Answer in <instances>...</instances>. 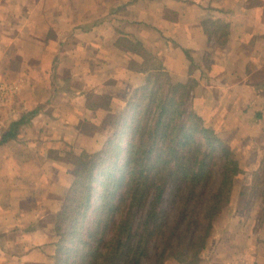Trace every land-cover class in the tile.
Returning <instances> with one entry per match:
<instances>
[{
  "label": "crops",
  "instance_id": "0c3cea01",
  "mask_svg": "<svg viewBox=\"0 0 264 264\" xmlns=\"http://www.w3.org/2000/svg\"><path fill=\"white\" fill-rule=\"evenodd\" d=\"M150 55L193 82L242 171L201 263L264 264V196L237 205L264 167V0H0V75L23 83L0 110V264H52L70 156L102 148L87 128L124 109Z\"/></svg>",
  "mask_w": 264,
  "mask_h": 264
},
{
  "label": "trees",
  "instance_id": "16d2710c",
  "mask_svg": "<svg viewBox=\"0 0 264 264\" xmlns=\"http://www.w3.org/2000/svg\"><path fill=\"white\" fill-rule=\"evenodd\" d=\"M146 62L144 84L105 120L113 127L106 145L76 158L54 220L52 264L195 262L231 202L241 170L195 110L193 82H174L151 55Z\"/></svg>",
  "mask_w": 264,
  "mask_h": 264
},
{
  "label": "rangeland",
  "instance_id": "374dc122",
  "mask_svg": "<svg viewBox=\"0 0 264 264\" xmlns=\"http://www.w3.org/2000/svg\"><path fill=\"white\" fill-rule=\"evenodd\" d=\"M5 80L6 81H9V82H19V83H22L21 81H10V80H7V79H5ZM22 85H23V83H22ZM112 120H111V122H112ZM109 125H111V123H108V122L105 121L102 125H100L98 127L97 126H92L91 128H87L90 132H96V131H98V132H101V133H103L105 135L104 143L102 145V148L106 145V142L108 140V136L110 134H112L113 127H112V125L111 126H109ZM231 150H232L233 155L235 156L232 148H231ZM79 156H70V162L73 165V168H74L73 170L74 171H75L74 164H75V162L77 160L76 158H78ZM74 176L75 175L73 173V180H74ZM241 184H242V181H241ZM240 194H241V201H239L237 205H238V207L240 205L241 207H243V209H247V210L253 208V205L255 204V201H253V200L255 198L260 197V196H264V167L255 176L254 184L252 186H244V187H242L241 190H240ZM231 199H232V197H231ZM230 204H231V202H230ZM228 207H226L225 210L223 212H221V214L214 219V221H213V227H212V231H211V234H210V237H209V240H208L207 247L209 246V242L212 241L213 237L215 236L216 227H218V228L221 227V225L223 223V221L220 222V220H218V218L221 217L223 214H225V212L227 211V208ZM56 215H53V216H51L49 218L50 220H52L53 224H54V220L56 218ZM54 229H55V225H54ZM55 235H56V242H55V244H56L58 242V240H59V237L57 236V233L56 232H55ZM205 250L201 253L199 259L197 261H195V262H191V263H189V262H183L182 259L172 258V259H169L166 262V264H202L201 261H202L203 254L205 253ZM51 262H52V260H51Z\"/></svg>",
  "mask_w": 264,
  "mask_h": 264
},
{
  "label": "built area",
  "instance_id": "2783aa9c",
  "mask_svg": "<svg viewBox=\"0 0 264 264\" xmlns=\"http://www.w3.org/2000/svg\"><path fill=\"white\" fill-rule=\"evenodd\" d=\"M22 88V83L6 81L0 75V110L10 105L20 95Z\"/></svg>",
  "mask_w": 264,
  "mask_h": 264
}]
</instances>
